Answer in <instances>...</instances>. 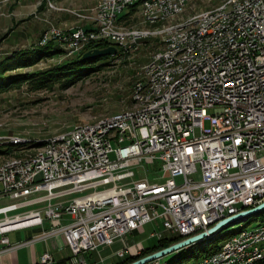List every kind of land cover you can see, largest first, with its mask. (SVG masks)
<instances>
[{
	"label": "built area",
	"instance_id": "1",
	"mask_svg": "<svg viewBox=\"0 0 264 264\" xmlns=\"http://www.w3.org/2000/svg\"><path fill=\"white\" fill-rule=\"evenodd\" d=\"M187 2L97 0L74 12L91 20V27L42 31L40 44L53 40L75 54L102 40L127 52L152 42H159V48L172 43L168 58L151 55L144 63V82L134 86L131 98L153 80H162L205 40L228 34V41L206 57L207 65L188 71L138 116L111 114L99 129L67 130L50 140L46 157L0 172V199L10 201L0 206V256L59 236L63 245L58 251L69 249L64 258L69 264H88L87 255L115 244L111 254L123 257L131 250L127 235L148 223H157L151 237L186 238L223 220L216 219V212L226 217L264 202V0H235L236 22H227L221 5L212 15L222 16V24H210V15L201 18L199 30L177 31L171 40L110 34L112 24L128 20L131 8L149 25L169 9L178 14ZM149 64H156V73H148ZM152 162L158 163L157 171L149 170ZM139 169L145 176L136 175ZM73 193L80 195L61 199ZM28 206L33 208L14 212ZM27 228L38 231L10 242L8 233ZM244 238H252L251 247L242 246ZM263 243L264 235L255 232L228 246L248 254ZM64 259L45 244L35 264Z\"/></svg>",
	"mask_w": 264,
	"mask_h": 264
},
{
	"label": "rangeland",
	"instance_id": "2",
	"mask_svg": "<svg viewBox=\"0 0 264 264\" xmlns=\"http://www.w3.org/2000/svg\"><path fill=\"white\" fill-rule=\"evenodd\" d=\"M224 1L193 0L187 4L185 10L180 15L170 19L163 25L160 24L162 26L156 23L145 25L139 21V18L134 19L138 14L136 12L133 15V19L130 17L129 22L123 23V26L131 27L137 25L140 29L143 28V30H162L164 26L182 23L193 16L215 10ZM31 2H34L36 5L32 13L29 14L24 12L29 3L28 0H0V16L4 18V26L6 27L5 34L0 38V41L5 38L3 40L5 47L3 50H0V61L11 57L17 50L33 49L36 46L45 45L40 44L39 39L42 31L47 30L49 27H56L62 31H67L75 26L77 28L91 27L89 20L82 19V13H74L77 10L89 7L86 6L88 4L83 2V0H31ZM11 3H18L21 6V10L17 12L19 14L18 19L13 18L12 13H10L11 9L6 10L3 7V5ZM29 30L32 35V42L28 44L24 33ZM151 39L163 40L161 36ZM58 47L61 50L59 55L42 58L34 65L17 68L7 73L42 71L76 55L75 53H70V51H67L61 45H58ZM160 49L159 42L140 45L138 49H133L131 52L119 48L117 53L109 54L105 66L93 69L87 76H82L76 82L64 88L55 83L49 88L35 89L30 87L29 83L24 82L17 88L1 92L0 136L8 137L13 135L22 137L23 139H19L22 141L20 145H15L13 143L14 140L10 141L2 138L1 141L0 139V167L8 161L27 158L34 154L36 149L33 148V140L37 139V142L39 141L40 144L39 148H42L46 145L45 142L47 143L58 134L82 124L93 123L97 119L110 116L111 114L115 115L132 107L133 99L131 98V91L138 79V74L145 66L144 63L150 60L151 55L160 51ZM19 148L27 149L20 150ZM110 157H113V154ZM149 167V170L157 171L159 165L157 162H152L149 164ZM136 175L138 177L145 176V172L139 169L136 171ZM79 195V193H73L63 196L61 199H71ZM8 202L10 201L7 198L0 199V205ZM30 208H33V206L20 208L14 212H21ZM64 217L69 218V215H65ZM263 220L264 212L253 215L246 221H240L221 229L218 232L220 237L216 239L218 248L233 237V234H226L227 232L238 231L243 227L253 228L260 225ZM156 226V222L148 223L128 234L127 240L131 244V250L125 256L137 254L142 248L157 244L158 239L150 236L151 232L157 228ZM36 232L33 231L32 235L36 234ZM25 236L26 238L30 237V235L23 233L21 238L24 239ZM16 237V233L10 234L12 241L17 239ZM57 237L49 239L44 244L49 246L51 252L56 257L64 259L65 255H69L70 252L67 248L63 251H58L63 243ZM58 238L61 239V237ZM42 246L41 243H35L20 250H13L10 253H6L2 261H5L7 264H26L30 259L33 260V252H40ZM116 246L117 244L112 246L110 252H108V249L102 251L103 248L100 249L101 251L99 252L101 253L99 254L93 251L90 253L91 255H87L88 264H113L120 261L121 257L111 254L116 249ZM176 253L177 251H174L158 258L160 260L159 263H168L175 257ZM153 261L149 264H153ZM197 262V259L191 258L181 264H196ZM66 264H69L67 260Z\"/></svg>",
	"mask_w": 264,
	"mask_h": 264
},
{
	"label": "bare ground",
	"instance_id": "3",
	"mask_svg": "<svg viewBox=\"0 0 264 264\" xmlns=\"http://www.w3.org/2000/svg\"><path fill=\"white\" fill-rule=\"evenodd\" d=\"M192 1L193 0H188L187 3L181 6L180 9L178 10V14H176V9H169V14L158 15V21H152L149 25H151L152 23H156L157 25L162 26L163 24L168 22L170 19H173L177 17L178 15H180L185 10L187 4H189ZM221 5H223V14L227 15V22H236L237 13L234 12L235 0H225ZM221 5L217 9H220ZM51 7H54V6H51ZM133 12H138V14L134 17V19L135 18L140 19V12L132 11L131 13L132 16L131 14H129L128 20L118 21V24H112L110 26V34L115 35L117 37H125V38L145 36V39H151V38L161 36L163 40H171L175 38V36L177 35V31L199 30L201 18H208L210 15H212V11H207L205 13L193 16L185 22L176 23L171 26H164L162 30H154V29L153 30H150V29L143 30V28L140 29L137 25L131 26V27L123 26L124 25L123 23L129 22L130 17L133 19ZM84 20H87V19H84ZM89 21L91 25V20ZM210 24H222V16H219V15L210 16ZM221 41H228V34H221V39L211 38L209 40H205L203 42L202 47L191 51L188 57H186L185 59H178L176 61V68H172L170 70V73H167L163 76L162 80H153L148 86H143L136 95H133L132 107H130L129 109L125 111L117 113L115 115L127 114L130 116H138L141 111L145 110L146 108L150 106H153L159 100V96L162 93L169 92L170 90H172L175 84H178L180 81H183L184 76L188 71L194 68H202L203 66L207 65L206 57L216 55V52H218L221 48ZM138 48L139 47H133L132 49H130L129 52H131L133 49H138ZM173 52H174V45L172 43H165L161 46L160 51L155 52L153 54V59H166L168 58V54L173 53ZM70 53H75V52L70 51ZM150 60H151V57H150ZM144 65L145 66L142 68V70L138 74V79L136 80L134 86L140 85L142 84V82H144L146 64ZM148 73H156V64L148 65ZM108 118L109 116L100 118V119H97L93 123L82 124V125L74 127L71 130L73 131L96 130L101 127L102 121L107 120ZM66 132L58 134L50 140L58 139L64 134H66ZM19 139H23V138L5 139V140H10V141L14 140L13 143L15 145H18V144L20 145V143L22 144V141ZM50 140L47 143L45 142L46 145H44L42 148H39V141H38L37 142L38 147L35 148L36 152L34 154H32L31 156H28L27 158L14 159L12 161L6 162L5 164L2 165V167H0V172L4 171L5 169H14L15 167L19 166V164L29 161L30 159H39V158L46 157V154L51 153V141ZM262 212L264 211H260L259 213L255 215L261 214ZM235 214L237 213H233L230 216H233ZM230 216L225 217V212H216V219H225ZM255 232L261 235H264V220L261 222L260 225L255 226L253 228H246V227L241 228L239 232L236 233L229 241H227L223 246L218 248L219 250L217 252L201 259L196 264H199V262H201L200 264H253L256 261L263 259L264 258V243L257 244L255 246V249H249L248 254H245V250H234L233 251V248L228 246L229 243H232L235 240H239L245 236H254ZM214 234L209 235L208 237L204 239H208ZM242 246L251 247L252 238L242 239ZM213 256H217V257H214L213 259H211V257ZM209 259H211V261H207ZM158 264L160 263L158 262Z\"/></svg>",
	"mask_w": 264,
	"mask_h": 264
},
{
	"label": "trees",
	"instance_id": "4",
	"mask_svg": "<svg viewBox=\"0 0 264 264\" xmlns=\"http://www.w3.org/2000/svg\"><path fill=\"white\" fill-rule=\"evenodd\" d=\"M133 10L134 8H131L130 12H132ZM135 13L136 12H133V15ZM110 45H113V43L108 40L92 42L88 46H86L79 54H76L75 56L73 55V57H71L70 59H65L60 63L52 66L51 68L36 72H20L14 74L7 73L8 71H12L17 68L34 65L42 58L57 56L61 52L60 48L53 40L48 41L43 46H36L33 49L17 50L11 57H7L6 59L0 61V93L12 88H17L24 82L29 83L28 85L35 89L49 88L52 87L55 83H58L61 87L64 88L76 82L82 76H87L92 72L93 69H99L106 65L105 62H107L109 55L84 59L82 58V55L85 51L94 48H106ZM116 48L117 53L119 51V48ZM239 230L227 232L226 234H233L234 236L239 232ZM218 232L219 231H217L208 239L199 240L191 245L179 249L175 257L171 261L163 264H181L182 262L191 258L200 261L201 259L217 252L219 249L216 243V239L220 237L219 234H217ZM181 239H183V237L180 235L169 237L165 236L161 239H158L157 244L142 248L137 254L123 256L121 257L122 259L120 261L113 264H128L129 262L137 258L145 256L160 248H164ZM59 264H66V260L64 259L59 261ZM253 264H264V258L256 261Z\"/></svg>",
	"mask_w": 264,
	"mask_h": 264
},
{
	"label": "water",
	"instance_id": "5",
	"mask_svg": "<svg viewBox=\"0 0 264 264\" xmlns=\"http://www.w3.org/2000/svg\"><path fill=\"white\" fill-rule=\"evenodd\" d=\"M117 48L114 45H110L106 48H94V49H89L87 51H85L82 55V58L87 59V58H95V57H100V56H104V55H109V54H114L116 53ZM260 211H264V202H262L261 204L257 205L254 208L248 209V210H244L240 213H237L233 216L227 217L221 221H219L218 223H216L215 225H213L212 227H210L209 229H207L206 231L200 232L198 234H195L193 236H189L186 238H183L177 242H174L164 248H160L158 250H155L145 256H142L140 258H137L131 262H129L128 264H146L149 263L155 259L161 258L166 254H169L171 252L174 251H178L179 249H182L188 245H191L201 239H204L206 237H208L209 235H212L214 233H216L217 231H220L221 229L232 225L234 223L240 222V221H245L247 220L250 216H253L257 213H259Z\"/></svg>",
	"mask_w": 264,
	"mask_h": 264
},
{
	"label": "crops",
	"instance_id": "6",
	"mask_svg": "<svg viewBox=\"0 0 264 264\" xmlns=\"http://www.w3.org/2000/svg\"><path fill=\"white\" fill-rule=\"evenodd\" d=\"M28 4H27V7L25 8V11L24 12H27V13H32V11L34 10V8H35V5L36 4H34V2H31V0H28ZM83 2H85L86 4H88V5H86V6H92L93 4H95L96 2H97V0H83ZM3 7H5L6 8V10L8 9V10H10L11 9V12L10 13H12L11 15L13 16V18L14 19H18V16H19V14H17V12H19V10H21L20 9V5L17 3V4H14V3H11V4H9V5H7V4H5V5H3ZM9 16V15H8ZM10 18H12V17H10ZM6 30V27L4 26V18L3 17H1L0 16V34H1V36H0V38H2L3 37V35L5 34V31ZM13 31V30H12ZM10 34V33H9ZM25 35H26V41L28 42V44L29 43H31L32 42V40H31V31L29 30V31H27L26 33H24ZM33 34V33H32ZM5 38H3L1 41H0V50H3V48L5 47V44H4V42H3V40H4ZM32 39H34V38H32ZM24 44V43H23ZM1 206V205H0ZM33 231H38L37 229H30V228H27V229H20V230H16V231H13V232H10V233H8V237H9V239H10V234L11 233H16L17 234V239H15V240H11L10 239V241H12V242H16V241H20V240H25V239H27L26 238V236H25V238L24 239H22L21 238V235L24 233L25 235H32V233H33ZM20 237V238H19ZM59 237V236H58ZM57 237V239L58 240H60L61 241V239L60 238H58ZM36 243H41L43 246L41 247V249H40V252H33V260H29L28 261V263H26V264H35L36 263V261H37V258H38V256H39V254L41 253V251L44 249V246H45V244L43 243V242H36ZM35 244V243H34ZM32 244H30V245H25V246H21V247H19V248H17L16 250H20V249H23L24 247L26 248V246L28 247V246H31ZM114 246V245H113ZM117 247V246H116ZM115 247V248H116ZM112 247H109V248H105V249H103L102 251H106L107 249L109 250L108 252H110ZM114 249V248H113ZM34 250V249H33ZM6 253H10V252H4L1 256H0V264H7L5 261L3 262L2 261V259H3V257H5V254ZM99 254V253H98Z\"/></svg>",
	"mask_w": 264,
	"mask_h": 264
}]
</instances>
